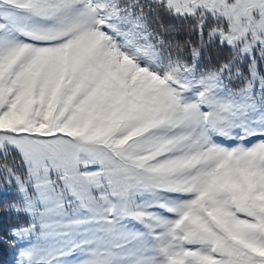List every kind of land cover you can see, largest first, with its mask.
<instances>
[{
    "label": "snow or ice",
    "instance_id": "snow-or-ice-1",
    "mask_svg": "<svg viewBox=\"0 0 264 264\" xmlns=\"http://www.w3.org/2000/svg\"><path fill=\"white\" fill-rule=\"evenodd\" d=\"M262 66L264 0H0L15 264H264Z\"/></svg>",
    "mask_w": 264,
    "mask_h": 264
},
{
    "label": "rangeland",
    "instance_id": "rangeland-1",
    "mask_svg": "<svg viewBox=\"0 0 264 264\" xmlns=\"http://www.w3.org/2000/svg\"><path fill=\"white\" fill-rule=\"evenodd\" d=\"M245 73H247V68L246 66L244 67ZM261 71L264 72V66L261 67ZM11 162V161H9ZM0 198L4 201H6V211L7 215L6 217L8 219L11 218L10 214L12 215V220L13 222L11 223V227L8 230V236H7V241L8 244H6V247L4 246L3 252H2V258L5 264H15V259L18 255V246L14 247L11 241V237L9 235V232L11 229L20 227L21 225H27L28 223V217L25 215H17L16 213L12 212L10 209V205L13 204L14 202L18 201L19 196L18 193L16 192L15 188H0ZM10 217V218H9Z\"/></svg>",
    "mask_w": 264,
    "mask_h": 264
},
{
    "label": "trees",
    "instance_id": "trees-1",
    "mask_svg": "<svg viewBox=\"0 0 264 264\" xmlns=\"http://www.w3.org/2000/svg\"><path fill=\"white\" fill-rule=\"evenodd\" d=\"M165 23H169V21L165 20ZM179 38H183L182 33L180 34ZM4 205L5 204L0 199V238H2V242H0V263L3 262L1 254L3 252L4 246L6 247V244H7L6 237H7V229H8V224H9V221H7L5 218Z\"/></svg>",
    "mask_w": 264,
    "mask_h": 264
}]
</instances>
